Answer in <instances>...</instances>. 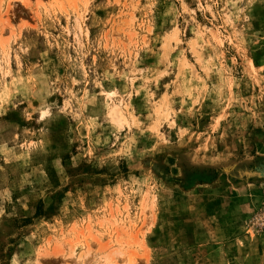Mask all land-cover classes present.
<instances>
[{"label":"rangeland","instance_id":"1","mask_svg":"<svg viewBox=\"0 0 264 264\" xmlns=\"http://www.w3.org/2000/svg\"><path fill=\"white\" fill-rule=\"evenodd\" d=\"M0 264H264V0H0Z\"/></svg>","mask_w":264,"mask_h":264}]
</instances>
